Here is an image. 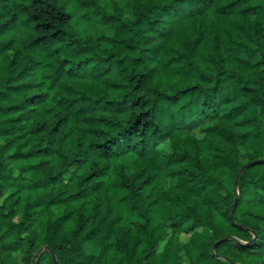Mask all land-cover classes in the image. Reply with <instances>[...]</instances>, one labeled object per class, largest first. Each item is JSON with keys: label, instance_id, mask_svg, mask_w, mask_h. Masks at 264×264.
Wrapping results in <instances>:
<instances>
[{"label": "trees", "instance_id": "obj_1", "mask_svg": "<svg viewBox=\"0 0 264 264\" xmlns=\"http://www.w3.org/2000/svg\"><path fill=\"white\" fill-rule=\"evenodd\" d=\"M119 1L0 0V264H264V5Z\"/></svg>", "mask_w": 264, "mask_h": 264}, {"label": "rangeland", "instance_id": "obj_2", "mask_svg": "<svg viewBox=\"0 0 264 264\" xmlns=\"http://www.w3.org/2000/svg\"><path fill=\"white\" fill-rule=\"evenodd\" d=\"M108 1L109 0H101V3L107 5L109 10H112L111 5ZM126 1L127 0H121L119 2L121 3V5L124 6L125 15L131 16V10L127 8ZM258 4L264 5V0H260ZM69 12L72 14L73 17L72 22L75 30L81 35L85 37L88 35L101 37L104 35L108 36L110 34V30L108 29V27L103 26L98 19L86 16L85 11L80 9L75 2L70 5ZM225 184L228 187L231 186L228 180L225 181ZM188 238H189L188 235H183L182 236L183 242L185 240H188ZM86 251L90 253L93 250L90 247H86Z\"/></svg>", "mask_w": 264, "mask_h": 264}, {"label": "water", "instance_id": "obj_3", "mask_svg": "<svg viewBox=\"0 0 264 264\" xmlns=\"http://www.w3.org/2000/svg\"><path fill=\"white\" fill-rule=\"evenodd\" d=\"M260 162H262V161H261V160H258V161L254 162V163H260ZM246 167H248V165H247ZM238 194H239V193H238ZM237 201H238V195H237V197H236V199H235L234 207H233V211H232V214H231V220H232L233 224H236V222H235V209H236V207H237ZM221 242H222V241H219L217 244H215V246H214V250H216L217 245H218L219 243H221Z\"/></svg>", "mask_w": 264, "mask_h": 264}]
</instances>
